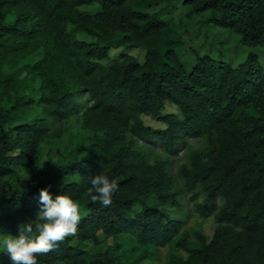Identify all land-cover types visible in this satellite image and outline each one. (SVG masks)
Instances as JSON below:
<instances>
[{
    "label": "trees",
    "instance_id": "1",
    "mask_svg": "<svg viewBox=\"0 0 264 264\" xmlns=\"http://www.w3.org/2000/svg\"><path fill=\"white\" fill-rule=\"evenodd\" d=\"M203 14L196 24L264 49V0H0V233L35 222L47 187L82 213L40 264H264V59L189 48ZM189 137L204 147L188 151L180 187L148 149ZM100 173L118 184L107 209L86 194ZM186 190L216 219L210 237L189 230Z\"/></svg>",
    "mask_w": 264,
    "mask_h": 264
},
{
    "label": "clouds",
    "instance_id": "2",
    "mask_svg": "<svg viewBox=\"0 0 264 264\" xmlns=\"http://www.w3.org/2000/svg\"><path fill=\"white\" fill-rule=\"evenodd\" d=\"M86 194L107 209L118 195L117 180L103 173L92 175ZM39 201L35 222L22 223L18 235L0 233V253L7 252L12 264H40V258L58 242L77 234L82 207L70 193L55 194L45 187L40 190Z\"/></svg>",
    "mask_w": 264,
    "mask_h": 264
},
{
    "label": "rangeland",
    "instance_id": "3",
    "mask_svg": "<svg viewBox=\"0 0 264 264\" xmlns=\"http://www.w3.org/2000/svg\"><path fill=\"white\" fill-rule=\"evenodd\" d=\"M158 6L153 7L149 10V12H152L156 10ZM184 13V12H183ZM181 15V11H176V17ZM206 15H199L194 18V26H196V29L191 28L190 34L193 35V37H196L194 41L189 42V48L193 47L194 50H199L200 53H207L209 52L213 57H221L225 58L226 60L232 61L235 65H238L239 63L246 61L247 57L251 54L258 55L259 57L264 59V49L258 48V47H249L242 44L240 40V36L228 31L223 30L220 27L211 25V27H207L206 25L196 24L197 21L204 20ZM12 19V16L9 17V20ZM179 29V28H178ZM78 38L85 39V40H91L90 36L84 32H78L77 34ZM123 48L122 47H116L111 50V57H119L121 58ZM194 53L185 52L184 54H181V58H184V61L187 63H192L194 61ZM131 55L137 56V57H143V59L146 57V52L140 49H135L131 52ZM223 55V56H222ZM203 140L196 138V137H189L188 138V145H179L177 147V150L172 154H167L164 151V148L161 143H153V145H150L148 152L150 154V157L154 159L155 157H163L168 159L172 174L174 176V179L176 180V183L178 186L183 187V180L182 177H180L179 174V167L181 164L186 163L188 161V151L191 147L194 148H203L204 146ZM193 197V192L186 190L185 192V202L188 204V208L191 210V218L188 223L189 230H200L202 231L206 236L210 237L216 226L218 225L216 222V219L211 215L210 217L203 218L199 215V212L197 210L196 202H200L202 200V197L200 196L197 201L191 200ZM218 203L221 204V200L218 199ZM88 248H101L103 245L99 247H94L92 243H87ZM201 243L198 239L195 237L192 238L189 241V247L190 248H198L200 247ZM178 252L184 253L183 251L179 250ZM163 254L165 255V251H163ZM149 264V263H148Z\"/></svg>",
    "mask_w": 264,
    "mask_h": 264
}]
</instances>
